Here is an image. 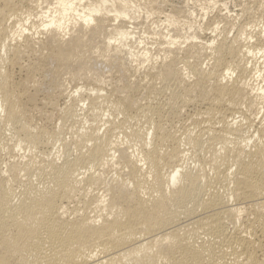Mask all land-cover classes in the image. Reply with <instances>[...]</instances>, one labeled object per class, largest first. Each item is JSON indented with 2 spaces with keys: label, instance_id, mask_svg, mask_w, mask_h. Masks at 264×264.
<instances>
[{
  "label": "bare ground",
  "instance_id": "1",
  "mask_svg": "<svg viewBox=\"0 0 264 264\" xmlns=\"http://www.w3.org/2000/svg\"><path fill=\"white\" fill-rule=\"evenodd\" d=\"M100 2L0 0V264H264V3L159 59Z\"/></svg>",
  "mask_w": 264,
  "mask_h": 264
},
{
  "label": "rangeland",
  "instance_id": "2",
  "mask_svg": "<svg viewBox=\"0 0 264 264\" xmlns=\"http://www.w3.org/2000/svg\"><path fill=\"white\" fill-rule=\"evenodd\" d=\"M163 6L159 8L157 2L154 0H106L108 7H114L117 9L121 2L126 3L125 15H121L118 20L124 21V25L130 27L134 26L136 41H140L141 44L137 49L138 54L143 56L145 52H148L152 56L160 58L164 55L166 47L172 49L181 46L182 40L174 42L172 45L167 44V35H172L170 32V24L174 23L177 29H187L190 27L192 30L199 32L202 41H211L213 38L218 37L225 25H228L227 29L235 31V25L239 20V9L242 4L249 3L251 0H161ZM97 5L101 6L100 0H94ZM264 3V0H262ZM254 6V4H252ZM130 7V8H129ZM184 10L188 14H191L190 20H183L178 16L169 15L172 10ZM259 10V7H255ZM264 9V5L260 10ZM37 11V10H36ZM110 18H114L110 14ZM36 21L30 19L28 21L29 33L35 39L42 38L43 35L36 34L42 27L38 22L34 23L35 26L30 27ZM229 23V24H228ZM210 24L213 27H217V32L212 34L210 32ZM235 26V27H234ZM234 27V28H233ZM163 50V51H162Z\"/></svg>",
  "mask_w": 264,
  "mask_h": 264
}]
</instances>
